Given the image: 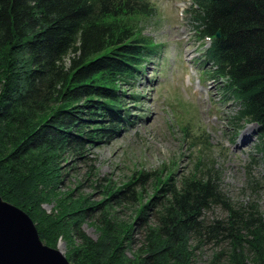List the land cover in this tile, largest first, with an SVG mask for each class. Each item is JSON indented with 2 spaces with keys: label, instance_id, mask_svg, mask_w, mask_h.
I'll use <instances>...</instances> for the list:
<instances>
[{
  "label": "trees",
  "instance_id": "trees-1",
  "mask_svg": "<svg viewBox=\"0 0 264 264\" xmlns=\"http://www.w3.org/2000/svg\"><path fill=\"white\" fill-rule=\"evenodd\" d=\"M153 12L146 0H0V195L32 218L45 245L76 239L71 264H193L207 243L228 246L212 264H264L263 215L255 204L230 203L213 166L156 178L129 221L116 217L113 202L122 205L124 194L129 204L142 201L133 180L97 203H74L70 193L56 213L42 208L59 199L64 154L82 156L132 123L120 86L137 80L159 49L131 20ZM188 13L209 44L210 75L236 103L231 124L257 126L264 166V0H192ZM252 185H264V174ZM219 203L227 217L209 220ZM88 219L97 240L82 228ZM138 226L143 240L133 252Z\"/></svg>",
  "mask_w": 264,
  "mask_h": 264
},
{
  "label": "rangeland",
  "instance_id": "rangeland-1",
  "mask_svg": "<svg viewBox=\"0 0 264 264\" xmlns=\"http://www.w3.org/2000/svg\"><path fill=\"white\" fill-rule=\"evenodd\" d=\"M146 1L154 8L152 15L134 16L131 23L159 52L137 80L120 86L132 123L113 140L87 149L82 156L64 154L61 185L55 194L59 199H50L42 208L56 213L59 201H66L70 193L74 203L85 198L97 203L105 199L104 190L121 188L133 180V189L143 192L142 201L129 204V195L124 194L120 196L125 200L122 205L113 202L116 217L129 221L139 205L153 196L156 178L181 180L213 166L220 173L219 183L227 200L235 206L255 204L264 217V185L256 189L252 185V181L261 182L264 174L258 157L257 126L231 124L236 103L225 95L221 81L209 73L211 65L204 59L209 44L201 42L188 13L192 0ZM243 138L249 144L241 147ZM253 158L256 162L251 164ZM93 214L98 218L100 213ZM227 215L220 203L207 213L211 221ZM94 222L88 219L82 228L97 240L100 233ZM134 238L133 252L143 240L139 226ZM75 245L76 239L68 242L61 237L56 249L67 257ZM223 246H199L193 264H212L221 250H227L228 246ZM132 251L127 252L128 257Z\"/></svg>",
  "mask_w": 264,
  "mask_h": 264
},
{
  "label": "water",
  "instance_id": "water-1",
  "mask_svg": "<svg viewBox=\"0 0 264 264\" xmlns=\"http://www.w3.org/2000/svg\"><path fill=\"white\" fill-rule=\"evenodd\" d=\"M220 37V34H217ZM0 264H71L45 245L32 218L0 195Z\"/></svg>",
  "mask_w": 264,
  "mask_h": 264
},
{
  "label": "bare ground",
  "instance_id": "bare-ground-1",
  "mask_svg": "<svg viewBox=\"0 0 264 264\" xmlns=\"http://www.w3.org/2000/svg\"><path fill=\"white\" fill-rule=\"evenodd\" d=\"M244 140L242 141V143L240 144V146H246L247 144H249V141L246 138H243Z\"/></svg>",
  "mask_w": 264,
  "mask_h": 264
}]
</instances>
